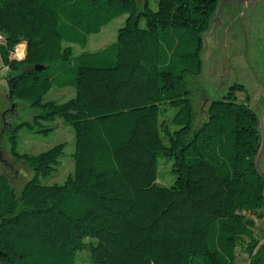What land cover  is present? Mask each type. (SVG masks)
<instances>
[{"label": "trees", "instance_id": "obj_1", "mask_svg": "<svg viewBox=\"0 0 264 264\" xmlns=\"http://www.w3.org/2000/svg\"><path fill=\"white\" fill-rule=\"evenodd\" d=\"M218 3L0 0L5 99L32 113L0 120L31 172L18 191L0 174V264H237L238 251L264 264L259 116L235 84L202 117L186 83L202 73ZM119 17L114 40L89 49V36ZM67 86L71 98L46 99ZM60 123L72 127L71 157L65 142L18 151L21 132L47 135Z\"/></svg>", "mask_w": 264, "mask_h": 264}, {"label": "rangeland", "instance_id": "obj_2", "mask_svg": "<svg viewBox=\"0 0 264 264\" xmlns=\"http://www.w3.org/2000/svg\"><path fill=\"white\" fill-rule=\"evenodd\" d=\"M228 13L226 12V14ZM226 14L223 19L217 22V25L211 27L210 35L202 36L203 45L200 54L203 64L202 73L198 76L188 75L186 77L194 109H199L202 117L205 115L207 105L212 100L221 99L235 84L245 87V92L250 96V106L256 112L262 106L260 99L264 92V37H256L261 30L264 34V28L259 24L255 29L253 26L250 31L240 21H236L235 17H228ZM122 21L123 18L112 21L100 34L93 36L89 41L88 48L96 50L110 44L115 38L117 24ZM3 45V36L0 35V120L30 119L32 113L25 103L18 101L7 103L5 99L7 81L6 67L1 57ZM78 50L79 48L75 46L74 52L77 53ZM9 56L13 57L11 53ZM62 79L68 78L61 77L59 81ZM245 92L237 93L239 102H245ZM73 95L74 90L71 86L63 89L53 88L46 95V99L65 101ZM60 124L58 128L47 135L21 132L18 151L37 154L57 143L65 142L63 159L71 157L73 152L72 127ZM2 129L0 128V174L8 177L14 189L18 191L26 182L25 180L31 176V172L25 164L18 162L10 153L9 142ZM160 162H165V159H161ZM169 166V164L166 166L162 164L159 169V175H162L160 181L165 184H171L174 180V177L169 174ZM70 167L68 161L64 162L61 173L56 179L61 181ZM261 168L264 171V153L261 158ZM255 237L258 239L259 245H264V219L256 223ZM247 258L245 252L238 251L237 264H245Z\"/></svg>", "mask_w": 264, "mask_h": 264}, {"label": "flooded vegetation", "instance_id": "obj_3", "mask_svg": "<svg viewBox=\"0 0 264 264\" xmlns=\"http://www.w3.org/2000/svg\"><path fill=\"white\" fill-rule=\"evenodd\" d=\"M222 6L219 10L218 15L217 9L216 12L212 18V25H217V22L220 21V19H223V16L226 14V12H229L226 14L228 17H235L236 21H240L241 24H244V27H246L250 31L252 30L253 26L254 29L256 28V25L264 28V0H221ZM219 5V3H218ZM240 18V19H239ZM239 19V20H238ZM210 30L205 33V36L210 35ZM258 36L256 38H263L264 34L261 30L260 33L257 34ZM245 88V87H244ZM261 109L256 112L259 116L261 110L264 108V92L261 94ZM250 96H249V104H250Z\"/></svg>", "mask_w": 264, "mask_h": 264}, {"label": "water", "instance_id": "obj_4", "mask_svg": "<svg viewBox=\"0 0 264 264\" xmlns=\"http://www.w3.org/2000/svg\"><path fill=\"white\" fill-rule=\"evenodd\" d=\"M222 6V1H219V5H218V11H217V15L219 13V10L221 9ZM259 129H260V134H261V141H260V147L258 149L256 158H255V167L257 169V171L259 172V174H261L262 176H264V171L261 168V158L262 155L264 153V108L261 110L260 114H259Z\"/></svg>", "mask_w": 264, "mask_h": 264}, {"label": "built area", "instance_id": "obj_5", "mask_svg": "<svg viewBox=\"0 0 264 264\" xmlns=\"http://www.w3.org/2000/svg\"><path fill=\"white\" fill-rule=\"evenodd\" d=\"M17 46H18V45H17ZM17 46L13 49V51H12L11 53H12L13 57L16 58V60H21V59L23 58V56H24V49H23V53H22V54H19V53L17 52ZM5 67H6V66H5ZM6 69H7V67H6Z\"/></svg>", "mask_w": 264, "mask_h": 264}, {"label": "crops", "instance_id": "obj_6", "mask_svg": "<svg viewBox=\"0 0 264 264\" xmlns=\"http://www.w3.org/2000/svg\"><path fill=\"white\" fill-rule=\"evenodd\" d=\"M118 19H120V17L119 18H117V19H114V21H116V20H118ZM112 23V22H111ZM110 23V24H111ZM105 27H107V26H104L101 30H100V32H98V33H94V34H92L91 36H89V41L91 40V38L93 37V36H96V35H98V34H100L101 32H102V30L105 28ZM116 31V30H115ZM115 35H116V32H115ZM89 44V43H88ZM24 51H25V49H24Z\"/></svg>", "mask_w": 264, "mask_h": 264}, {"label": "bare ground", "instance_id": "obj_7", "mask_svg": "<svg viewBox=\"0 0 264 264\" xmlns=\"http://www.w3.org/2000/svg\"><path fill=\"white\" fill-rule=\"evenodd\" d=\"M24 44H19L18 46H17V52L19 53V54H22L23 53V49H24Z\"/></svg>", "mask_w": 264, "mask_h": 264}, {"label": "clouds", "instance_id": "obj_8", "mask_svg": "<svg viewBox=\"0 0 264 264\" xmlns=\"http://www.w3.org/2000/svg\"><path fill=\"white\" fill-rule=\"evenodd\" d=\"M24 49H25V47H24Z\"/></svg>", "mask_w": 264, "mask_h": 264}]
</instances>
